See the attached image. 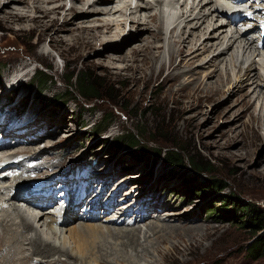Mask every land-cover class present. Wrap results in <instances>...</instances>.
<instances>
[{
  "label": "rangeland",
  "instance_id": "obj_1",
  "mask_svg": "<svg viewBox=\"0 0 264 264\" xmlns=\"http://www.w3.org/2000/svg\"><path fill=\"white\" fill-rule=\"evenodd\" d=\"M130 1H133L134 9L136 2L143 3L142 0ZM146 1H150L154 9H144L142 16L144 13L158 11L166 24L162 38L155 44L161 45L162 51L161 59L156 64L157 70L160 69L162 59L167 68L161 75L155 74L151 78L150 70H147L146 77L139 81L132 79L139 74L134 73V65L127 69V64H132L129 59H123H127L133 48L145 45L151 39V33L158 28L154 21L137 24L131 20L130 11L125 16L120 13L115 16L103 13L98 15L100 18L114 17L119 20L117 23L121 24L116 29V39L102 41L98 38L93 44L77 51L67 44L63 47V56L53 46V31H48L43 39H39L42 29L31 32L29 29L16 27L10 30L0 25V105L5 103L3 108L7 107L8 117L20 110L30 114V120L26 124L19 122L20 116L12 122L11 126H17L9 129L19 132H15L18 137L12 135L7 140L6 148L0 150V153L23 151L30 146L26 153L32 159L28 158V161L44 155L45 160H51L60 168L71 167L83 161L87 169H91L85 173L94 188H99L101 184L103 189L107 187L104 189L106 194L102 189L103 195L112 197L115 194L117 205L122 206L129 204L128 199L132 202L137 198L136 203L139 200V204L136 210L143 209L144 204H151L154 210L159 211L158 214L162 212L159 216L172 225L152 234L149 230L154 227L149 223L154 216L139 220L135 225L131 222V226L135 228L142 227L140 242L136 245L137 251L130 248V241L124 240L129 252L127 256L121 240H110L104 247L106 251L100 250L97 253L102 256L101 260L105 259V263L100 264H264V256L255 258L247 254L249 244L257 236L253 237L252 231L244 222L241 223L239 213L234 216L230 210L234 208L235 200L242 206L253 203L264 210V48L258 49L255 43L256 52L254 48L245 52L242 47H238L241 40L239 38L231 48L233 52L239 49V55L229 65L227 60L213 61L212 49L205 50L206 35L196 42V47L191 51H188L192 45L187 39L182 44L184 53L181 56L176 55L173 60L174 66L177 65L175 71L180 73L178 80L165 81L171 62L170 41L180 39L183 28L184 31L192 29L185 27V24L187 21L196 22L194 17L200 6L189 11L193 0H180V3L164 0L160 9L156 0ZM59 2L60 0H54L42 4L51 7ZM64 2L66 5L57 20L58 26H62L64 14L69 12L72 5L79 3V0ZM197 2H194L195 6ZM221 4L220 0H214L202 14L211 12ZM210 8L212 9L209 10ZM182 10L188 11V15L193 13L181 27L171 33L173 26L183 21V18L177 21ZM77 14L73 12L67 16L71 19ZM79 20L81 16L66 25L71 30L62 34L69 37L72 30L80 29V25L101 24V20L88 23H80ZM229 20L230 17L226 15H210L203 25L211 22L212 25L215 22V25L224 22L227 24ZM249 21L251 24L255 23L252 18ZM228 24L227 31L224 32L228 36L232 30H243V21ZM211 28L209 32L213 30ZM201 30L203 29L198 31V35L201 32L206 34V30ZM198 35L197 39L200 38ZM188 36V33L183 34V38ZM236 37H240V34H236ZM178 46L175 48L178 49ZM232 51L226 53L227 58ZM38 55L43 57L37 58ZM42 65L50 67L48 73L53 78L43 87L33 81L36 68H41ZM250 65L251 76L246 79L243 75ZM71 72H87L91 75L101 98L86 100L77 91H72L68 83ZM9 81H15V84L10 86ZM70 94L73 96L71 101L67 99ZM134 133H142L141 145L145 149L178 151L184 157V164L172 166L166 162L164 154L153 161L151 157L143 159L134 156L131 151L137 149L131 148L132 145L125 141L126 136ZM33 147L36 148L35 154L30 153ZM193 158L200 160L209 168V172L192 169L189 159ZM44 169H48L47 166ZM89 172L91 177L88 176ZM207 177L220 179L226 186L223 190L208 188L201 191V186L206 188ZM3 179L6 184L10 182L9 179ZM21 180L25 181V177L21 176ZM5 183L0 182L2 185ZM17 186L23 188L25 185ZM1 189L0 204L3 201L9 203V213H12L16 221L14 226L18 228L21 226L17 224L20 222L18 211L13 212L8 189H4L5 192ZM130 191L132 194L127 195ZM18 202L19 200L16 204ZM21 204L22 211L32 208ZM103 210L101 208L100 213L104 216L106 214ZM35 214L38 212L35 211ZM110 216L118 217L117 214ZM185 216L188 218L183 222ZM80 222L85 221L76 218L67 225L57 224L55 229L60 230L59 227L63 226L65 229L67 226L79 225ZM104 222L102 219L92 221L100 224ZM187 222L192 224V228L184 226ZM7 224L1 225L7 229L11 223ZM22 231L25 234L26 230ZM41 232L54 237V233L43 221L33 234L29 229V237H39ZM29 240L26 237L22 247L15 253L17 262L32 255L37 259L43 257L37 255ZM56 241V245H59V240ZM13 243L15 246L19 244L18 241ZM6 250L0 252V258H4ZM75 257L59 253L49 254V259H60L57 264H65V260L74 264H90L88 260L82 261ZM44 260L46 259L42 258L41 261L28 264H47Z\"/></svg>",
  "mask_w": 264,
  "mask_h": 264
},
{
  "label": "bare ground",
  "instance_id": "obj_2",
  "mask_svg": "<svg viewBox=\"0 0 264 264\" xmlns=\"http://www.w3.org/2000/svg\"><path fill=\"white\" fill-rule=\"evenodd\" d=\"M50 1H54V0H0V25L6 28L14 29L19 28V29H29L31 32H34L35 30L38 29H42V34L39 35V39H43L45 34L48 31H53L54 33L51 35L52 37V41H53V46L58 50V53L60 55L63 56L64 54V50L63 47L67 44L70 45L71 49H75L77 50H82L84 49L86 46L93 44L98 38H101L102 41H107V40H112V39H116L115 35L117 33V27H119V24L121 23H117L119 22L118 19L114 18H100L98 15L100 14H110V16L112 15H116L117 13H120L122 16L127 15L129 13V15H131V20L140 23V22H146L147 23H151V21H154L157 24V28L158 30L155 32L151 33V39L148 40V42L141 46L140 48H133L131 51V54L127 56V59L124 58L123 60H127L129 59L130 63L132 65H128L126 66L127 69H130L133 65L134 69V73H139L136 76H133L132 79L135 81H139L140 79L146 77L147 75V70H150V76L149 78L153 77L155 74L157 76L161 75L162 72L164 70H166L167 66L165 65V62L161 61L160 63V69L157 70L156 64L158 62V60L161 59V45H156L155 42H157L160 38H162V33L165 31V21L163 20V18H161V16H159V14L156 12H148V13H144L143 15V11L144 9H149V8H153L152 7V3L150 1H146V0H142L143 3L140 2H136V9L132 8V2L130 0H79V3H75L74 5L71 6L69 12H66L64 15V21L62 26H58L57 24V20L59 19V15L60 13L63 12L64 9V5H66V3L64 2L65 0H60V2L58 4H55L54 6L52 5L51 7H49L48 5L46 6L42 4V2H50ZM164 0H156L157 5L159 6V8L161 9V3ZM180 0H169L170 3L172 2H178ZM198 1V2H197ZM214 0H209L205 1V0H193V4L191 7V10L189 11H193L195 9H197L199 6V11L197 12L196 16L194 17V19H196V22H189L187 21L193 12H191L188 15V11H183L181 12V14L178 15L177 21L181 20V18H183V21H180L179 23H177L175 26H173V28L171 29V33H173L174 31H176L177 28L181 27L182 23L187 21V23L185 24V27L189 28L191 27L192 29H190L189 31H184V28L181 30V34H180V39H174L173 42L170 41V64L168 66V71L169 74L168 76L165 78L166 80H173L174 82L178 80L180 73H177L175 70L177 69V65L174 66V59L176 57V55L181 56L184 53V48L182 47V44H185L187 42V39H189V41L191 42L190 44L192 45L190 47V49L188 51H191L192 49H194L196 47V42L201 41L202 37L204 35L207 36L206 40V46H205V50L208 51L210 49H212V52L214 54L213 56V61L215 62H222V60H227L229 62V65H232V63L234 62V60L238 57L239 54H237L239 52L238 50H235L234 52L232 51V47H234V44L238 41V39L240 38V45L238 47H242L243 50H245V52H247V50L253 49L254 48V52H256V48H255V43H257V40L252 38H248V37H243L242 36L247 34V31H241L236 29L235 31H232L230 36H228V34H225L224 32L227 31V24H233V20L231 18V14H229L228 10L225 8V5L221 4L219 7H216L214 9L210 8L209 10H211V12L209 13H203L205 12V9L207 7H209V5L213 2ZM246 0H239L240 3L244 4L246 2H244ZM197 2V6H195V3ZM115 3V6H114ZM180 3V2H178ZM264 1L263 0H259V1H252L248 6H245V17L242 20L243 24H247L250 23L249 19H254L255 23L252 22L253 26H255L256 22L259 19V15L264 13V7L260 6L258 4H263ZM165 4H167L165 2ZM113 5V6H110ZM169 5V4H168ZM245 5V4H244ZM167 6V5H165ZM171 6V5H170ZM258 6V7H255ZM134 7V6H133ZM212 7V6H211ZM169 8V7H168ZM160 9H156V10H160ZM253 10L252 12L250 10ZM73 12H77L78 14L75 15L73 18L69 19V17L67 15H71ZM93 14L95 16L92 17ZM97 15V16H96ZM210 15H226L230 17V20L228 21L227 24L221 23L219 25H212L211 24H206V26H204V22L208 20ZM81 16V20L80 23H88V22H95L97 20H101V24L98 25H80V29L73 31L70 34V36H66L64 34H62L64 31L69 30L71 27H67L68 24L74 22L76 17H80ZM186 16V18L184 19V17ZM244 16V14H239L238 18ZM129 17V18H130ZM105 18V19H104ZM144 19V21H143ZM214 18H212L213 20ZM122 22V21H121ZM239 22V21H238ZM237 22V23H238ZM154 23V24H155ZM57 24V26H56ZM228 24V25H229ZM67 25V26H66ZM213 28L212 31L214 32H209L210 28ZM76 28V27H75ZM211 28V29H212ZM200 29H203L201 31L206 30V34L204 33H200L198 35V31H200ZM256 29V27H255ZM71 30V29H70ZM164 30V31H163ZM188 33L189 36L187 38H183V34ZM236 34H240V37H236ZM190 35H192V38H190ZM198 35V37L200 36V38H196V36ZM233 38V39H231ZM215 39V41L213 40ZM163 40V39H162ZM198 44V43H197ZM226 44V46H224ZM179 45L178 49L175 48V46ZM200 48V47H199ZM214 49V51H213ZM228 51H232L230 53V55L226 56V53H229ZM228 55V54H227ZM43 55H38L37 58H42ZM213 61H210L211 63ZM209 62V61H208ZM235 64V63H234ZM251 66L250 65L246 72L244 73V77L246 79H249L251 76ZM241 72H243V69L241 70ZM179 91V89H178ZM177 91V92H178ZM16 130L15 129H8V135H15L16 137H18V135L15 134ZM6 148V147H5ZM29 147H26L24 149L28 150L29 152ZM23 150H16L13 153L15 154H27L24 156V158H21L22 160L19 161V163L24 162L25 160H27L28 158L32 159L31 155H29L28 153H26L27 151ZM35 154L36 153V148H31V152ZM8 153H2V156L7 155ZM44 163H48L49 165H47V168H49L50 166H54L56 165V163H52L51 160H45L44 159ZM6 168H5V167ZM14 166V164L11 163H6V162H0V174L2 173V171L7 170L9 167ZM3 168V169H2ZM2 169V170H1ZM88 176L91 177V173H88ZM104 176V175H103ZM102 176V177H103ZM57 176H54L53 179H56ZM85 177H87L86 173H85ZM6 178V176H0V179ZM90 179V178H89ZM88 179V180H89ZM59 182V181H58ZM57 182V183H58ZM6 184V183H5ZM91 185V183H90ZM4 185L1 186L0 184V188H2ZM25 187V186H24ZM72 187L69 186L68 190H70ZM107 187L105 186L104 189H106ZM21 187H18L17 185H13V187L11 189H8V195H9V200L11 202V204L13 205L12 208L14 209L13 212H15L16 210L17 212V216L20 218V222H17V224L19 223L21 226L20 227H16L14 226L16 221L14 219V217L11 215L12 213H9V208L8 210L3 208L2 206L0 207V252L2 250H6V248H8L6 250V253L3 254L4 258H0V264H28V263H35L36 261H41L42 258L46 259L43 262L47 263V264H57V262H59L58 260H60L59 258H55V259H49V254L51 253H59L61 255L63 254H67L69 256H76L77 258L79 257V259L81 258L82 261H87L90 264H100L101 262H104V260L102 259V256L97 255L98 252H100V250H105L104 247H106V242H111L110 240H121V244L122 246H124L125 248V253L128 256L129 252L126 250L125 246V241L129 242L132 244V246L130 247L132 250L137 251V247L136 245L140 242V233L142 232V227L139 228H135L133 226H131V222H126L125 218L123 216L128 215L129 212L133 211V213L131 214L130 217H133L135 214H137L136 216V221L133 223V225H135L136 223H139L140 221L145 220L147 217H151L154 216L155 218H153V221H150L149 225H151L152 227H154L153 229L151 228L149 231L152 232V234H156L158 232H160L161 229L164 228H168V227H172V225H170L169 222H165V219H162L158 214V210H154V207L150 204L146 205L144 204V207L138 208L137 210L135 209L136 206L139 204V200H137V203L135 202L134 205H126V206H122V205H117L116 201H115V194L112 196V198L109 201V204L107 207H104L105 212L106 211H110L112 208L115 207V209L117 207H119L120 211L119 213H116L118 215L117 216H110L109 215H102V213H97V210H101L102 206V200H101V195L98 196L94 202L90 201L88 202V205H92L93 203L96 204V207L94 210H96V212H91L89 211L88 213H84L83 215L80 214L79 216H81V218H83L84 215H94L97 216V219H102V221L105 222L104 223H92V220L94 219L92 218H86L85 222H80L79 225H72V226H67L68 228L65 227V229L63 227H59L60 230H56V226L58 223H56L58 221V219L55 217V215L51 214L50 212H48V206H46L45 208H38L36 206H33L38 199L37 198H31L29 197V195H26V193L20 194L21 192ZM103 189V190H104ZM122 189V187L119 189L118 192H120ZM9 190L12 192L11 195L9 194ZM102 192V191H101ZM105 192V190L103 191ZM132 194V191H130L127 195ZM6 195V196H8ZM7 198V199H8ZM21 198V199H20ZM19 200L18 204H16V202ZM1 201V200H0ZM21 201H26L27 205H29L32 208H28L25 211H22L20 209L21 207ZM87 201V198H84L81 200L80 203H82L80 206H83ZM111 201H112V205H111ZM125 208V209H123ZM148 208V210H147ZM147 210V211H146ZM35 211L38 212V214H35ZM20 212V213H19ZM67 214L65 215L66 217L63 219V221L61 223H59V226L61 225H67L69 224L71 221L75 220L76 218H78V214L74 213L73 209H69L66 211ZM112 213V212H111ZM169 214V212H168ZM174 213H171V215H173ZM141 217V219L139 218ZM185 219H183L185 222L186 218H188L187 216L183 217ZM118 219H121L120 221H118ZM175 219V218H174ZM10 220V221H9ZM140 220V221H139ZM169 220V219H168ZM171 220V219H170ZM47 223V225L49 226L50 230L52 231V233H54V237L51 238L49 235L41 232L39 235V237H29V229L32 231H36L38 225L41 222ZM187 221H189V219H187ZM15 222V223H14ZM7 224V223H11V225L8 226V228L6 229V227L4 225L1 224ZM121 225V226H113V225ZM8 225V224H7ZM190 225H192L191 223L187 222L186 224H184V226H189L188 228H192L190 227ZM52 226V227H51ZM175 227V226H173ZM23 229L26 230L25 234L23 233ZM59 231V233H58ZM28 233V234H27ZM167 234V233H166ZM158 236L160 234H157ZM22 237V239H21ZM27 240L30 239L29 241H31L33 244V247L35 248V251L37 253V255L39 256H43L40 259L35 258V255H32L31 257H24L25 259L17 262L16 259V255L15 253L18 252L19 248L22 247L23 243H24V239ZM156 237V236H155ZM59 240L60 244L56 245V240ZM149 239V238H148ZM125 240V241H124ZM18 241V245L15 246V244L13 242ZM11 242V244L9 245V243ZM159 242V241H158ZM105 243V244H104ZM129 243V244H130ZM128 244V245H129ZM39 245V247H37ZM150 245V244H149ZM159 245V244H158ZM139 246V245H138ZM110 247V246H109ZM101 248V249H100ZM128 248V247H127ZM48 253H46V251ZM112 250V249H111ZM139 250V249H138ZM159 250V249H158ZM109 251V250H108ZM107 251V253H108ZM144 251V250H143ZM113 252V251H112ZM133 252V251H132ZM122 253V252H121ZM111 254V252H110ZM118 254V253H117ZM102 255V254H101ZM136 255L138 256L139 254L136 253ZM18 256V255H17ZM105 256H108L107 254ZM75 257V258H76ZM166 257V256H165ZM48 258V259H47ZM114 258V256H113ZM110 259V258H109ZM129 259V258H128ZM20 260V258L18 259V261ZM125 260V259H124ZM110 261V260H108ZM66 263L68 264H74L71 263L70 261L65 260ZM70 262V263H69ZM65 263V264H66ZM105 263V262H104ZM109 263V262H108ZM83 264V263H82Z\"/></svg>",
  "mask_w": 264,
  "mask_h": 264
},
{
  "label": "trees",
  "instance_id": "obj_3",
  "mask_svg": "<svg viewBox=\"0 0 264 264\" xmlns=\"http://www.w3.org/2000/svg\"><path fill=\"white\" fill-rule=\"evenodd\" d=\"M50 67L48 65H42V67H37L36 71L33 76V81L36 82L39 86L43 87L47 85L53 78L49 75L48 70ZM76 76V81H74V77ZM68 83L72 91H77L78 94L84 97L86 100L92 99H100L101 96L97 93L98 88L96 84L92 81L91 75L87 72H71L68 76ZM69 101L73 100V96L70 94V97H67ZM108 118H106L107 120ZM142 134V133H141ZM140 133H134L131 135L126 136V142L129 143L131 148L137 149L134 152V156L142 157L143 159H147L151 157V161L157 159L158 157L164 154L165 160L170 165H183L184 164V157L178 151L166 150L159 148L155 149H145L144 146L141 145V135ZM121 140V142L124 140ZM154 150V151H152ZM152 154V155H151ZM192 169H196L198 171H207L209 172V168L205 167L204 164L200 160L189 159ZM187 170V168H186ZM206 188L201 186V191H205L206 189H213V190H223L226 184L217 178H206ZM233 205V203L231 204ZM234 208L230 210L233 211L234 216H237L238 213L240 214V221L241 223L245 224L247 228H249L252 233L253 241L249 244L247 248V254L257 258L260 256H264V210L261 209L258 205L249 203L244 206L240 205L237 200H235ZM211 211V209H209ZM208 213V211H207ZM246 217V218H245ZM245 218V220H244ZM243 220V221H242ZM261 232V233H260Z\"/></svg>",
  "mask_w": 264,
  "mask_h": 264
}]
</instances>
